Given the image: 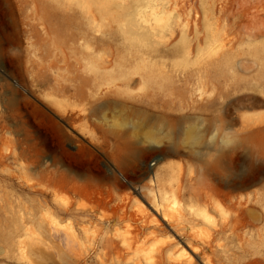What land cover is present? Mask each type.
<instances>
[{
  "label": "rangeland",
  "instance_id": "rangeland-1",
  "mask_svg": "<svg viewBox=\"0 0 264 264\" xmlns=\"http://www.w3.org/2000/svg\"><path fill=\"white\" fill-rule=\"evenodd\" d=\"M51 1L0 0V264H264V0Z\"/></svg>",
  "mask_w": 264,
  "mask_h": 264
},
{
  "label": "bare ground",
  "instance_id": "bare-ground-1",
  "mask_svg": "<svg viewBox=\"0 0 264 264\" xmlns=\"http://www.w3.org/2000/svg\"><path fill=\"white\" fill-rule=\"evenodd\" d=\"M54 0H52L51 2H50V4H48V5H46V6H43V8H42V14H41V19H42V21H43V19L45 18V16L48 14V15H51V16H55V14L53 13L54 12V2H53ZM172 1L173 0H154V1H152L151 2V4L150 5H152V6H156L160 11H159V13H156L155 15V17L157 18L158 17V15L161 13V12H167V11H170L171 9H172V7L175 5V2H173L172 3ZM211 1V0H210ZM220 0H218V3H220L219 2ZM222 1H224V0H222ZM235 1V0H234ZM238 1H236V3H237ZM148 4V3H147ZM212 5V4H211ZM219 5V4H218ZM222 5V4H221ZM184 7V6H183ZM208 7V6H207ZM212 7V6H211ZM210 7V8H211ZM156 8V9H157ZM169 8H170V10H169ZM223 8V7H222ZM152 9V8H151ZM150 9V10H151ZM155 9V10H156ZM242 9V8H241ZM256 9V8H255ZM176 11L177 12V17H181L183 14H184V9L182 10V9H180V10H176V9H173L172 11ZM230 10H232V9H230ZM136 11H137V14H138V17H139V19H141L143 22H147V20L148 19H146V16H145V11L144 10H142V7H139V8H137L136 9ZM152 11H153V9H152ZM158 11V10H157ZM186 11V10H185ZM212 11H213V8H212ZM222 11V10H221ZM220 11V12H221ZM263 11H264V9H263ZM231 12V11H230ZM235 12H236V10H234V14H235ZM259 12V11H258ZM260 12H261V10H260ZM154 13V12H153ZM186 13V12H185ZM213 13V12H212ZM216 13V12H215ZM223 13H224V10H223ZM221 14V13H220ZM229 14V13H228ZM227 14V15H228ZM255 14V13H254ZM207 15V14H206ZM227 15H225L226 17L225 18H227ZM229 15H231V14H229ZM222 16V15H221ZM232 16V15H231ZM230 16V17H231ZM239 16V15H238ZM176 17V16H175ZM176 17V18H177ZM210 17V16H209ZM212 17V16H211ZM235 17V16H234ZM161 18V17H160ZM214 18V17H213ZM213 18H211V19H213ZM220 18V17H219ZM251 18H253V17H251ZM162 19V18H161ZM205 19H207V18H205ZM211 19H209L210 21H211ZM222 19V18H221ZM232 19V18H231ZM235 19H237V18H235ZM247 20H248V18H247ZM206 21V20H205ZM216 21V20H215ZM228 21V20H227ZM232 21V20H231ZM234 21V20H233ZM236 21V20H235ZM249 21V20H248ZM242 22V21H241ZM177 23V22H176ZM179 23V22H178ZM219 23V22H218ZM217 23V24H218ZM234 23V22H233ZM248 23V22H247ZM256 23H258V22H256ZM255 23V24H256ZM156 24V23H155ZM173 24V23H172ZM171 23H168V22H165V24L164 25H161V27H160V30H157L156 29V27L155 26H153V24L152 23H149V25H150V27L152 28V30L154 31V33L156 34V35H159L160 37H163L164 35H166L165 33H167V34H170V36L172 37V36H174L175 34H178L177 32H178V30H177V28H175L176 26H178V24H175L176 26H173ZM204 24H207V22H205ZM253 24V23H252ZM254 24V25H255ZM200 25V24H199ZM219 25V24H218ZM218 25H217V27H218ZM232 25V23H229V25H227L228 27H230ZM226 26V25H225ZM244 26V25H243ZM252 26V25H251ZM259 26V25H258ZM260 26H261V24H260ZM201 27V26H200ZM210 27V26H209ZM211 27H212V25H211ZM227 27V28H228ZM158 28V27H157ZM180 28V27H179ZM190 29V28H189ZM199 30V29H198ZM216 30H218V28H216ZM222 30V29H221ZM234 30H235V28H234ZM196 31V29H194V30H192V32L190 31V32H188L189 33V35H194V33H196L197 34V32H195ZM224 31V30H223ZM230 31V30H229ZM218 32V31H217ZM221 32V31H220ZM215 33H216V31H215ZM228 33V32H227ZM227 33H226V35H227ZM195 34V35H196ZM212 34V33H211ZM219 34V33H218ZM218 34H217V36H218ZM221 34V33H220ZM259 34V33H258ZM262 34V33H261ZM260 34V35H261ZM263 35V34H262ZM215 36V35H214ZM259 36V35H258ZM255 37H256V34H255ZM258 38V37H257ZM53 94L56 96V97H58L59 95H61V96H63V94H62V90H58V89H55V90H53ZM68 99H69V101L70 102H72L73 101V99H75V97L74 96H69L68 97ZM14 106H16V104H11V107H14ZM9 121V120H8ZM193 131V130H192ZM178 133H179V130H178ZM179 134H182V131H180V133ZM192 134V133H191ZM254 136L255 135H261V136H264V127H261L260 129H258L257 131H255V133L253 132L252 133ZM166 136H167V134H166ZM168 136H171L170 134L168 135ZM167 136V137H168ZM181 136V135H180ZM166 137V138H167ZM179 138V137H178ZM180 139V138H179ZM203 135L201 134V133H199V132H196L195 134H194V136H193V141L195 142V143H197V144H200V143H202V141H203ZM227 141V140H226ZM178 148H179V146H178ZM165 152H173V153H178V149L177 148H175V147H169L168 146V148H166L165 150H164ZM226 153V152H225ZM169 154V153H168ZM227 154V156L229 155L228 154V152L226 153ZM226 154H223L222 156L224 157V158H226L225 157V155ZM222 156H218V159H216L214 162H212L211 164H207V173L209 174V175H211V176H213L214 178H217L218 176H219V174H218V167H219V165H220V160L223 158ZM217 157V156H216ZM220 158V159H219ZM228 160H229V158H228ZM227 160V161H228ZM230 161V160H229ZM228 161V164H230V162ZM227 164V165H228ZM206 170V169H205ZM220 171V170H219ZM225 174V173H224ZM229 176H231V175H229ZM219 177H221V176H219ZM218 177V178H219ZM103 178V177H102ZM95 179V178H94ZM101 179V178H100ZM95 181V180H94ZM223 181V180H222ZM221 181V182H222ZM58 182H60V183H63V184H65V185H69L70 183L67 181V179L65 178V177H61V180H59ZM57 182V183H58ZM218 182H220V181H218ZM226 183V182H225ZM217 185V184H216ZM219 185V184H218ZM96 187V186H95ZM219 187V186H218ZM214 190V189H213ZM198 199L200 200V198L198 197ZM154 224V223H153ZM158 224V223H157ZM53 225V224H52ZM55 225V224H54ZM58 228V227H57ZM147 228V227H146ZM53 230V229H52ZM59 229H57V231H56V233H59V231H58ZM54 231V232H55ZM63 232V231H62ZM62 232H61V234H62ZM58 234H56L55 236H57ZM59 235H60V233H59Z\"/></svg>",
  "mask_w": 264,
  "mask_h": 264
}]
</instances>
